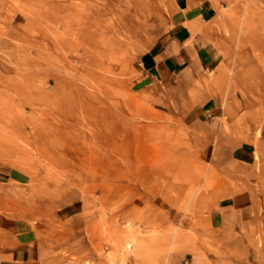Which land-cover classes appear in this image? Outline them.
<instances>
[{
  "label": "rangeland",
  "instance_id": "374dc122",
  "mask_svg": "<svg viewBox=\"0 0 264 264\" xmlns=\"http://www.w3.org/2000/svg\"><path fill=\"white\" fill-rule=\"evenodd\" d=\"M224 2V73L240 81L257 151L264 0ZM171 15V0H0V264H231L211 214L242 170L209 165L207 116L142 90L138 61ZM253 234L233 264H264Z\"/></svg>",
  "mask_w": 264,
  "mask_h": 264
},
{
  "label": "crops",
  "instance_id": "0c3cea01",
  "mask_svg": "<svg viewBox=\"0 0 264 264\" xmlns=\"http://www.w3.org/2000/svg\"><path fill=\"white\" fill-rule=\"evenodd\" d=\"M171 7L166 34L138 61L142 90L152 92L159 102L207 116L209 149L214 153L209 165L220 171L232 165L242 170L235 179L244 187L223 199L225 204L211 214L213 228L224 231L225 247H232L225 262L241 263L239 254L249 255L244 250L251 248L247 241L253 232H264V139L257 151L249 147V132L255 129L249 121L248 100L239 94V79L229 81L227 76L226 81L224 24L219 20L228 9L224 0H171ZM208 74L215 76L212 83L206 82ZM200 255L189 259L173 253L167 264H221L216 254H207V263Z\"/></svg>",
  "mask_w": 264,
  "mask_h": 264
}]
</instances>
